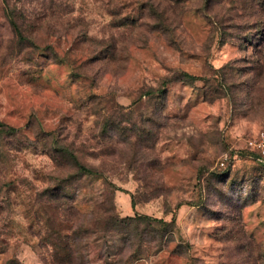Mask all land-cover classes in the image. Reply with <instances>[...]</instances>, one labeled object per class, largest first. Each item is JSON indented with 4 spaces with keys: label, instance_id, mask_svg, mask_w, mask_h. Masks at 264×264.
Returning a JSON list of instances; mask_svg holds the SVG:
<instances>
[{
    "label": "rangeland",
    "instance_id": "obj_1",
    "mask_svg": "<svg viewBox=\"0 0 264 264\" xmlns=\"http://www.w3.org/2000/svg\"><path fill=\"white\" fill-rule=\"evenodd\" d=\"M0 123V264L67 263L37 193L68 175L59 228L173 221L101 225L73 264H264V0H0Z\"/></svg>",
    "mask_w": 264,
    "mask_h": 264
},
{
    "label": "trees",
    "instance_id": "obj_2",
    "mask_svg": "<svg viewBox=\"0 0 264 264\" xmlns=\"http://www.w3.org/2000/svg\"><path fill=\"white\" fill-rule=\"evenodd\" d=\"M13 25V31L15 35L18 37V39H23L24 37L22 36V33L17 26L15 22L12 23ZM183 73L191 78V79H196L198 76L194 73H190L188 71H183ZM0 125H2L0 123ZM62 151L61 153L66 159H69V161L72 163L73 167L75 168V172L77 174H73L75 177L84 175V174H92L94 170L92 168H89L85 165H83L78 159L77 156L73 153V151L69 148H61ZM249 158L261 162L264 164V162L256 159L255 157H251L249 154H247ZM70 175L67 176L65 179L61 180H55L54 184H52L50 187H47L40 192L37 193V198L40 200H44L45 202L37 201V204L44 205L43 210L46 212V218H44V221L46 223V237L49 238L48 244L51 246V256L52 258L58 262L62 263L66 261V264H73L75 261V256L74 254H78L79 252L77 250L83 249L88 243L86 241L90 240V236H87L88 233H92L95 231H98L101 225H104V229L107 227H113V226H120L122 223L126 221H133L135 223L133 230L136 231V235H138V242L143 239L144 233L147 232V230H150L151 232L155 231L157 232L161 228H166L169 227L170 225H173V221L171 222H166L161 219H156L152 218L148 215H140V214H135L134 216H121L119 217L117 214H113L110 217H108L104 221L96 220V227L93 230H88L84 228L83 222L79 225V227H76L75 229H72V226H67L68 222L65 219L60 220L62 224L67 226L66 228L63 227L59 228L57 227L56 223V214L62 212V208L67 206L66 204L67 198L70 196L68 194V191L66 190L64 184H66L68 181H70L72 178L69 177ZM71 202V201H70ZM71 205V203H69ZM131 205L134 207L133 200L131 198ZM61 215V214H60ZM145 222V225L142 226V228H139L138 222ZM152 222H156L160 225L159 228H154L151 226ZM127 224H124V227ZM64 238H67V240ZM128 237H126L127 239ZM77 239L80 241L77 243ZM72 240V242H69ZM76 247V249H75ZM82 257V254L80 253L79 255ZM77 257V256H76ZM81 263V262H80Z\"/></svg>",
    "mask_w": 264,
    "mask_h": 264
},
{
    "label": "built area",
    "instance_id": "obj_3",
    "mask_svg": "<svg viewBox=\"0 0 264 264\" xmlns=\"http://www.w3.org/2000/svg\"><path fill=\"white\" fill-rule=\"evenodd\" d=\"M245 150L251 157H255L256 159L264 162V129L258 131L256 134L252 136H248L244 139ZM228 158V154H223L221 160L219 161V165L224 167L226 164V160Z\"/></svg>",
    "mask_w": 264,
    "mask_h": 264
},
{
    "label": "crops",
    "instance_id": "obj_4",
    "mask_svg": "<svg viewBox=\"0 0 264 264\" xmlns=\"http://www.w3.org/2000/svg\"><path fill=\"white\" fill-rule=\"evenodd\" d=\"M130 205H131V201H130ZM132 208H133V207H132V205H131V206L127 207V210L130 212V211L132 210ZM128 211H127V212H128ZM127 212H126V213H127Z\"/></svg>",
    "mask_w": 264,
    "mask_h": 264
}]
</instances>
